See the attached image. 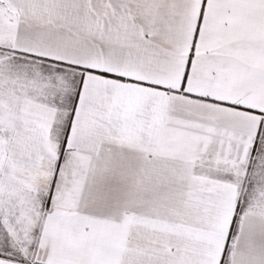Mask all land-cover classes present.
<instances>
[{"label": "snow or ice", "instance_id": "6c2138e0", "mask_svg": "<svg viewBox=\"0 0 264 264\" xmlns=\"http://www.w3.org/2000/svg\"><path fill=\"white\" fill-rule=\"evenodd\" d=\"M0 264H264V0H0Z\"/></svg>", "mask_w": 264, "mask_h": 264}]
</instances>
